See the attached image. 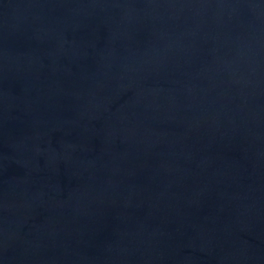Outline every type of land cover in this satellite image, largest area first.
Masks as SVG:
<instances>
[{
    "label": "water",
    "instance_id": "water-1",
    "mask_svg": "<svg viewBox=\"0 0 264 264\" xmlns=\"http://www.w3.org/2000/svg\"><path fill=\"white\" fill-rule=\"evenodd\" d=\"M0 264H264V0H0Z\"/></svg>",
    "mask_w": 264,
    "mask_h": 264
}]
</instances>
